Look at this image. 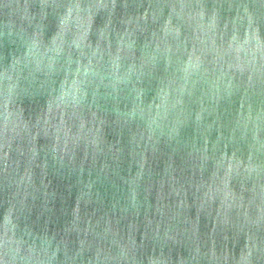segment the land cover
Listing matches in <instances>:
<instances>
[{
  "label": "water",
  "instance_id": "water-1",
  "mask_svg": "<svg viewBox=\"0 0 264 264\" xmlns=\"http://www.w3.org/2000/svg\"><path fill=\"white\" fill-rule=\"evenodd\" d=\"M0 264H264V0H0Z\"/></svg>",
  "mask_w": 264,
  "mask_h": 264
}]
</instances>
